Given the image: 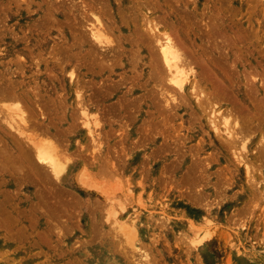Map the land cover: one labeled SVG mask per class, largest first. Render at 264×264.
<instances>
[{
    "label": "rangeland",
    "instance_id": "374dc122",
    "mask_svg": "<svg viewBox=\"0 0 264 264\" xmlns=\"http://www.w3.org/2000/svg\"><path fill=\"white\" fill-rule=\"evenodd\" d=\"M139 2L0 0V264H264V0ZM95 16L102 42L110 37L106 44L90 35ZM155 21L156 36L170 32L181 61L192 63L182 62L193 71L180 91L154 61L160 53L150 30ZM195 78L208 105L191 89ZM13 100L26 105L25 112L18 106L26 119ZM82 108L93 116L90 129L82 124ZM215 110L235 115L217 114L219 131L211 128ZM228 116L231 129L237 119L235 132L244 129L243 137L236 132V146L221 132ZM25 139L47 148L51 166L36 162L40 146ZM53 165L61 172L54 174Z\"/></svg>",
    "mask_w": 264,
    "mask_h": 264
},
{
    "label": "bare ground",
    "instance_id": "6f19581e",
    "mask_svg": "<svg viewBox=\"0 0 264 264\" xmlns=\"http://www.w3.org/2000/svg\"><path fill=\"white\" fill-rule=\"evenodd\" d=\"M138 1L141 2V0H138ZM143 1H144L143 3H145L146 0H143ZM140 2H139V3H140ZM149 2H150V1H149ZM136 3H137V1H136ZM143 3H140L141 6H142ZM122 5H123V4H122ZM138 5H139V4H138ZM138 5H137V7H138ZM127 6H128V3H127ZM143 6H144V5H143ZM139 7H140V6H139ZM145 7H146V6H145ZM145 7H144V8H145ZM128 8H129V7H128ZM129 9H130V8H129ZM126 10H127V9H126ZM130 10H131V9H130ZM130 10H129V12H131ZM137 10H138V8H137ZM145 10H146V9H145ZM147 11H149V10L147 9ZM118 12H119V11H118ZM118 12H117V13H118ZM169 12H170V11H169ZM123 13H124V12H123ZM131 13H132V12H131ZM138 13H139V12H138ZM141 13H143V12H141ZM141 13H140V14H141ZM146 13H147V12H146ZM120 14H121V13H120ZM134 14H135V13H134ZM115 15H116V14H115ZM135 15H136V14H135ZM149 15H150V14H149ZM171 15H172V14H171ZM103 16H104V15H103ZM123 16H124V15H123ZM143 16H144V15H143ZM146 16H147V14H146ZM95 17H96V22H97V24H96V23H93V24H92L90 35L92 34L91 36L94 37L93 42H95V40H97V41H96L97 43H101L102 40H103V42L105 41V40H104L105 37H103V33H102L103 31H101V29H102L101 27H102V26H101V24H100V20L97 18L98 16H95ZM119 17H120V15H119ZM132 17H133V16H132ZM140 17H142V16H140ZM156 17H157V16H156ZM99 18H100V17H99ZM117 18H118V17H117ZM120 18H121V17H120ZM143 18H144V17H143ZM150 18H151V17H150ZM157 18H158V17H157ZM168 18H170V17H168ZM118 19H119V18H118ZM152 19H153V16H152L151 20H152ZM119 20H120V19H119ZM131 20H132V19H131ZM147 20H148V19H147ZM139 21H140V20H139ZM142 21H143V19H142ZM159 21H160V20H159ZM101 22H102V21H101ZM126 22H127V21H126ZM131 22H132V21H131ZM136 22H137V21H136ZM145 22H147V21H145ZM145 22H144V23H145ZM148 22H149V21H148ZM156 22H157V21H155V22H150V27H151V28L149 27L150 30L153 31V32L155 33V35H154L153 32H151L150 30H147L148 32H149V31L151 32V34L153 35V36H152V35H151V36H152L154 39H153L152 37H150V38H152L155 42H157L158 45H157V46L155 45L156 48L159 47V50H158V51L160 52V53H159V59L157 58V59H155L154 61H156L155 63H158L157 61H161V62H163V64L160 62V63H158V64H156V65H157V66L159 65V66H158L159 69H160V68L163 69V67H160V65H161V66H162V65L165 66V69H167L166 74H167V75L169 74V75L167 76V75L165 74L164 77L167 76V77H168V80H169L168 82L171 83L172 86L174 85L173 88L175 87L176 90H179V91H180V89H184V88H185V86H186V84H187V81L189 80V78H190V76H191V75L188 76V74L191 73V71H193V69H192L191 71H189V72H188V70H190V68H191L192 65H190V68L187 67V69H188V68H189V69L186 70L185 67H186V66H189V65H185L184 63H182V62L185 61L186 59L183 60V61H181V59H180V57H181V53H179L178 50H177L178 47H179V48H181V47H180V46H178V47L175 46V45H178L179 43H178V44H174V43H173V41L175 42L176 40L174 39V36L170 34V32H166V31H165L164 34H163V31H164V30H163V31H161L162 34L159 33V36H158V35L156 36V31H157V30H156V26H155V24H154V23H156ZM144 23H143V25H144ZM151 23H153L154 25L151 24ZM95 24H96V25H95ZM120 24H121V23H120ZM134 24H135V22H134ZM139 24H140V23H139ZM102 25H103V23H102ZM123 25H124V24H123ZM148 25H149V23H148ZM148 25H146V23H145V27H144V28H146V26H148ZM151 25H152V26H151ZM156 25H157V23H156ZM90 26H91V25H90ZM126 26H127V25H126ZM134 26H135V25H134ZM157 26H159V25H157ZM103 27H104V25H103ZM153 27H154V30H153ZM160 27H162V26H160ZM109 28H110V26H109ZM115 28H116V27H115ZM149 28L147 27L146 29H149ZM158 28H159V27H158ZM103 30H104V28H103ZM117 30H118V29H117ZM132 30H133V29H132ZM142 30H143V29H142ZM144 30H145V29H144ZM158 30H159V29H158ZM109 32H110V30H109ZM158 32H159V31H158ZM158 32H157V34H158ZM52 33H53V32H52ZM104 33H105V32H104ZM165 33H167V34L169 33V34H170L171 36H173V37L170 38V36H168L169 34H168V35H167V34L165 35ZM54 34H55V33H54ZM160 34H161L162 36H160ZM107 35H108V34H107ZM143 35H145V34H143ZM163 35H164V36H163ZM39 36H40V35H39ZM108 36H109V35H108ZM155 36H156V39H155ZM102 37H103V38H102ZM148 37H149V35H148ZM101 38H102V39H101ZM109 38H110V37H107V38H106V42H107V39H109ZM172 38H173V39H172ZM34 39H35V38H34ZM41 39H42V38H41ZM100 39H101V42H100ZM35 40H36V39H35ZM42 40H43V39H42ZM172 40H173V41H172ZM31 41H32V40H31ZM31 41H29V42H31ZM98 41H99V42H98ZM111 41H112V40H111ZM150 41H151V40H150ZM42 42H43V41H42ZM90 42H91V40H90ZM103 42H102V43H103ZM106 42L103 43V44H106ZM108 42H109V41H108ZM141 42H142V41H141ZM145 42H146V41H145ZM176 42H177V41H176ZM26 43H27V42H26ZM31 44H33V43H31ZM35 44H37V43H35ZM42 44H43V43H42ZM49 44H50V43H49ZM93 44H94V43H93ZM93 44H92V46H93ZM138 44H139V43H138ZM146 44H147V43H146ZM151 44L154 46V42H153V41H151ZM151 44H150V45H151ZM2 45H3V44H2ZM101 45H102V44H101ZM34 46H35V45H34ZM40 46H41V45H40ZM94 46H95V45H94ZM104 46H105V45H104ZM155 46H154V47H155ZM32 47H33V46H32ZM32 47H30V48H32ZM41 47H42V46H41ZM101 47H102V46H101ZM142 47H143V46H142ZM96 48H97V47H96ZM102 48H103V47H102ZM152 48H153V47H152ZM156 48H155V49H156ZM34 49H35V48H34ZM104 49H105V48H104ZM142 49H143V48H142ZM181 49H182V48H181ZM0 50H2V49L0 48ZM18 50H19V49H18ZM21 50H22V49H21ZM5 51H6V50H5ZM14 51H17V50H15V48H14ZM42 51H43V49H42ZM158 51H157V52L155 51V53H156L155 55H156V56L154 55V53H153V56L158 57V56H157ZM3 52H4V51H3ZM17 52H18V51H17ZM22 52H23V51H22ZM40 52H41V51H40ZM138 52H139V50H138ZM5 53H6V52H5ZM29 53H30V52H29ZM183 53H184V52H183ZM183 53H182V54H183ZM24 54H25V53H24ZM42 54H43V53H42ZM49 54H50V53H49ZM15 55H16V54H15ZM26 55H27V54H26ZM51 55H52V54H51ZM160 55H161V56H160ZM13 56H14V55H13ZM16 56H17V55H16ZM16 56H15V57H16ZM23 56H24V55H23ZM146 56H147V55H146ZM39 57H40V56H39ZM42 57H43V56H42ZM42 57H41V58H42ZM48 57H49V56H48ZM135 57H136V56H135ZM137 57H138V56H137ZM155 57H153V59H154ZM160 57H161L162 59H160ZM186 57H188V56H186ZM8 58H9V57H8ZM8 58H6V59H8ZM21 58H22V57H21ZM24 58H25V57H24ZM37 58H38V57H37ZM34 59H35V58H34ZM51 59H52V58H51ZM4 60H5V59H4ZM17 60H18V59H17ZM20 60H22V59H20ZM23 60L25 61L26 59H23ZM36 60H37V59H36ZM38 60H39V59H38ZM49 60H50V59H49ZM149 60H150V59H149ZM189 60H190V59H189ZM1 61H2V60H1ZM10 61H11V60H10ZM28 61H29V60H28ZM186 61H187V60H186ZM8 62H9V61H8ZM30 62H32V61H30ZM30 62H29V63H30ZM52 62H53V61H52ZM187 62H190V61H187ZM5 63H6V62H5ZM23 63H24V62H23ZM43 63H44V62H43ZM49 63H50V62H49ZM190 63H191V62H190ZM193 63H194V62H193ZM24 64H25V63H24ZM26 64H27V63H26ZM153 64H154V63H153ZM191 64H192V63H191ZM6 65H7V64H6ZM15 65H16V64H15ZM34 65H35V64H34ZM38 65H39V64H38ZM42 65H43V64H42ZM50 65H52V64H50ZM184 65H185V66H184ZM0 66H1V65H0ZM4 66H5V65H4ZM27 66H29V65H27ZM32 66H33V65H32ZM5 67H6V66H5ZM18 67H19V66H18ZM41 67H42V66H41ZM67 67H68V66H67ZM73 67H74V66H73ZM151 67H152V66H151ZM3 68H4V67H3ZM10 68H11V67H10ZM46 68H47V67H46ZM75 68H76V67H75ZM153 68H154V67H153ZM193 68H194V67H193ZM1 69H2V68H1ZM12 69H15V68H12ZM17 69H18V68H17ZM33 69H34V68H33ZM33 69H32V70H33ZM159 69H158V70H159ZM161 69H160V70H161ZM165 69H164V70H165ZM6 70H7V69H6ZM57 70H58V69H57ZM156 70H157V69H156ZM164 70H162L161 72H163ZM37 71H38V70H37ZM74 71H75V70H74ZM221 71H222V70H221ZM4 72H5V71H4ZM14 72H15V71H14ZM56 72H57V71H56ZM58 72H59V71H58ZM68 72H69V71H67L66 74H67ZM17 73H18V72H17ZM24 73H25V72H24ZM27 73H28V72H27ZM37 73H38V72H37ZM61 73H62V72H61ZM158 73H159V72H158ZM158 73H156V75H158ZM164 73H165V72H164ZM240 73H241V72H240ZM248 73H249V72H247V74H248ZM43 74H44V73H43ZM193 74H194V73H192V75H193ZM242 74H243V73H242ZM6 75H7V74H6ZM13 75H14V74H13ZM25 75H26V74H25ZM60 75H61V74H60ZM72 75H73V73H72ZM153 75L155 76V73H154ZM222 75H223V74H222ZM3 76H4V75H3ZM8 76H9V72H8ZM37 76H39V75H37ZM55 76H57V74H56ZM61 76H62V75H61ZM66 76H67V75H66ZM160 76H161V75H160ZM225 76H226V75H225ZM225 76H224V77H225ZM1 77H2V76H1ZM64 77H65V76H64ZM162 77H163V74H162ZM167 77H166V78H167ZM192 77H193V76H192ZM36 78L38 79V77H36ZM47 78H49V77H47ZM4 79H5V78H4ZM13 79H14V78H13ZM68 79H70V78H68ZM157 79H160V78L155 77V81H156ZM195 79H196V80H195ZM195 79H194V80H195L196 83H197V78H195ZM242 79H243V78H242ZM65 80H66V79H65ZM163 80H164V79H163ZM227 80H229V79H227ZM245 80H246V79H244V81H245ZM6 81H7V80H6ZM33 81H34V80H33ZM35 81H37V80H35ZM74 81H75V80H74ZM77 81H78V80H77ZM195 81L193 82L194 84L192 85V88H191V89H193V90L196 89V91H197V89H198V88H201V87H199V84H198V83H197L198 86H195ZM229 81H230V80H229ZM25 82H26V81H25ZM43 82H44V81H43ZM158 82H159V80H158ZM227 82H228V81H227ZM251 82H252V81H251ZM38 83H40V82H38ZM61 83H62V82H61ZM75 83H76V81H75ZM163 83H164V81H163ZM165 83H167V80H166ZM169 83H168V85L170 86L171 84H169ZM199 83H200V82H199ZM230 83H231V82H230ZM0 84H1V83H0ZM2 84H3V83H2ZM8 84H10V83H8ZM66 84H67V83H66ZM242 84H244V82H243ZM16 85H17V84H16ZM27 85H28V84H27ZM68 85H69V84H68ZM165 85H167V84H165ZM168 85H167V89L170 88V87H168ZM209 85H210V84H209ZM7 86H8V85H7ZM53 86H54V85H53ZM58 86H59V85H58ZM71 86H72V84H71ZM75 86H76V85H75ZM77 86H78V85H77ZM84 86H85V85H84ZM163 86H164V85H163ZM163 86H162V87H163ZM172 86H171V87H172ZM194 86H195L196 88H194ZM212 86H213V85H212ZM231 86H232V85H231ZM244 86H245V85H244ZM22 87H23V86H22ZM108 87H109V86H108ZM165 87H166V86H165ZM176 87H177V88H176ZM197 87H198V88H197ZM6 88H7V87H6ZM179 88H180V89H179ZM189 88H190V87H189ZM215 88H216V87H215ZM254 88H255V87H254ZM261 88H262V87H261ZM261 88H260V89H261ZM23 89H24V88H23ZM23 89H22V90H23ZM41 89H42V88H41ZM47 89H48V88H47ZM74 89H76V88H74ZM170 89H171V88H170ZM186 89H187V88H186ZM210 89H211V88H210ZM27 90H28V89H27ZM29 90H30V89H29ZM81 90H82V89H81ZM171 90H172V89H171ZM171 90H170L169 92L166 91V90H165V91H166V93H167V92H168V93H170V92L172 93ZM189 90H190V89H189ZM193 90H192V91H193ZM201 90H203V88H202ZM211 90H213V89H211ZM217 90H218V89H217ZM229 90H230V89H229ZM20 91H21V90H20ZM31 91H32V90H31ZM33 91L37 92L35 89H33ZM33 91H32V93H33ZM59 91H60V90H59ZM74 91H75V90H73V92H74ZM77 91H78V89H77ZM77 91H76V92H77ZM179 91H177V92L179 93ZM198 91H199V89H198ZM0 92H1V91H0ZM4 92H5V91H4ZM67 92H68V91H67ZM174 92H175V91H174ZM181 92H182V91H181ZM190 92H191V90H190ZM190 92H189V93H190ZM2 93H3V92H2ZM7 93H8V92H7ZM39 93H40V92H39ZM41 93H42V92H41ZM43 93H44V92H43ZM55 93H56V92H55ZM194 93H196L195 90H194ZM194 93L191 92L190 95H194ZM200 93H201V96H200L199 100H197V101H199L198 103H202L204 106H205V105H208V104H206V102L208 103V101H204L205 103H203V101H201L202 99L204 100L203 97H205V100H206V96H207L206 93H207V92L205 93L204 96H203V92H201V91H199L198 95H199ZM239 93H240V92H239ZM245 93H246V92H245ZM258 93H259V92H258ZM24 94H25V92H24ZM62 94H63V93H62ZM72 94H73V93H72ZM78 94H79V92H78ZM78 94H77V95H78ZM185 94H186V93H185ZM196 94H197V93H196ZM196 94H195V96H196ZM216 94H217V93H216ZM262 94H263V93H262ZM35 95H36V94H35ZM60 95H61V94H60ZM64 95H65V94H64ZM64 95H63V96H64ZM87 95H88V94H87ZM208 95H210V94L208 93ZM11 96H12V95H11ZM11 96H10V97H11ZM24 96H25V95H24ZM41 96H43V94H41ZM56 96H57V95H55V97H56ZM75 96H76V94H75ZM84 96H85V95H84ZM170 96H171V94H170ZM172 96H174V95L172 94ZM172 96H171V97H172ZM195 96H194V97H195ZM213 96H214V95H213ZM217 96H218V95H217ZM239 96H240V95H239ZM262 96H263V95H262ZM25 97H26V96H25ZM32 97H33V96H32ZM45 97H46V96H45ZM47 97H48V96H47ZM52 97H54V96L52 95ZM87 97H88V96H87ZM184 97H185V95H184ZM210 97H211L212 100H213V98H215V96L212 98V95H211ZM251 97H252V96H251ZM12 98H13V97H12ZM50 98H51V97H50ZM65 98H66V97H65ZM71 98H72V97H71ZM75 98H76V97H75ZM79 98H80V97H79ZM79 98H78V99H79ZM91 98H92V97H91ZM181 98H182V97H181ZM201 98H202V99H201ZM220 98H221V97H220ZM220 98H219V99H220ZM224 98H225V97H224ZM4 99H7V100H8L9 98H4ZM10 99H11V98H10ZM29 99H30V98H29ZM29 99H28V101H29ZM34 99H35V98H34ZM48 99H49V98H48ZM63 99H64V98H63ZM78 99H77V101H78ZM182 99L184 100V98H182ZM191 99H192V98H191ZM216 99H217V98H216ZM233 99H234V98H233ZM262 99H264V98H262ZM1 100H2V99H1ZM18 100H19V99H18ZM18 100H17L16 102H18ZM45 100H46V99H45ZM90 100H91V99H90ZM172 100H174V97L172 98ZM207 100H208V99H207ZM223 100H224V99H223ZM228 100H229V99H228ZM14 101H15V100H13V103H15ZM22 101H23V100H22ZM63 101H64V100H63ZM77 101H76V102H77ZM184 101H185V100H184ZM210 101H211V100H210ZM215 101H216V100H215ZM219 101H220V100H219ZM248 101H249V100H248ZM37 102H38V100L36 101V103H37ZM47 102H48V101H47ZM53 102H54V101H53ZM58 102H60V101H58ZM76 102H75V103H76ZM86 102H87V101H86ZM91 102H92V101H91ZM181 102L183 103V101H181ZM211 102H212V101H211ZM220 102H221V101H220ZM224 102H225V101H224ZM228 102H229V101H228ZM231 102H232V101H231ZM243 102H244V101H243ZM249 102H251V101H249ZM22 103H23V102H22ZM24 103H25V102H24ZM30 103H31V102H30ZM33 103H34V102H33ZM33 103H32V105H36V103H35V104H33ZM50 103H51V102H50ZM60 103H61V102H60ZM68 103H69V102H68ZM68 103H67V104H68ZM216 103H217V102H216ZM260 103H261V101H260ZM15 104H16V103H15ZM25 104H26V103H25ZM51 104H52V103H51ZM72 104H73V102H72ZM185 104H186V103H185ZM202 104H200L201 107H200V106H199V107L202 108V110H203L205 107L203 108V107H202V106H203ZM209 104H210V103H209ZM233 104H234V103H233ZM251 104H252V103H251ZM257 104H258V103H257ZM20 105H21V106H20ZM20 105H17V104H16L17 108L19 109V114H20V112H21V113L24 115L23 117L25 118V115H26L27 113L24 114L23 112H25V108H26L25 106H26V105L24 106L23 104H21V101H20ZM22 105H23V108L25 107V108H24V111L22 110L23 112L20 111V107H22ZM28 105H30V104H28ZM60 105H61V104H60ZM77 105H78V104H77ZM77 105H76V106H77ZM81 105H82V104H81ZM86 105H87V104H86ZM191 105H192V104H191ZM198 105H199V104H198ZM212 105H214V103H213ZM215 105H216V104H215ZM215 105H214V106H215ZM263 105H264V104H263ZM16 106H15V107H16ZM18 106H20V107H18ZM30 106H31V105H30ZM37 106H38V104H37ZM37 106H36V107H37ZM52 106H53V105H52ZM259 106H260V105H259ZM8 107H9V106H8ZM10 107L12 108V106H10ZM10 107H9V108H10ZM15 107H13V108H15ZM33 107H34V106H33ZM39 107H40V106H39ZM53 107H54V106H53ZM56 107H57V106H56ZM206 107L208 108V106H206ZM215 107H216V106H215ZM217 107H219V106H217ZM217 107H216V108H217ZM227 107H228V106H227ZM227 107H226V109L228 110L230 107H228V108H227ZM262 107H263V106H262ZM13 108H12V110H13ZM23 108H22V109H23ZM57 108H58V107H57ZM194 108H195V107H194ZM212 108H213V107H212ZM39 109H40V108L37 107V111H38ZM208 109L212 110L211 107L208 108ZM208 109H207V111H208ZM234 109H235V108H234ZM236 109H237V108H236ZM252 109H253V108H252ZM15 110H16V108H15ZM15 110H14V111H15ZM30 110H31V109H29V111H30ZM210 110H209V111H210ZM227 110H224V111H225L224 114L228 115L229 113H231V114H232V115L230 114L231 117H232V116H235V115H233L232 111L229 112V111H227ZM232 110H233V109H232ZM16 111H17V110H16ZM26 111H27V110H26ZM29 111H27V112H29ZM40 111L43 112V109L40 110ZM59 111H60V110H59ZM205 111H206V108H205ZM205 111H203V112L205 113ZM209 111H208V113H209ZM219 111H220V110H219ZM235 111H236V110H234V114H235ZM238 111H239V110H238ZM238 111H237V112H238ZM198 112H199V111H198ZM201 112H202V111H201ZM215 112H217V111L215 110V111H211V112H210V113H211V120H210V121L212 122V125H213V126H211V128H212V129H215V130H217V131H219V127H218V125H217V119H218V115H217V114H220L221 111H220V113H219V112L215 113ZM226 112H227V113H226ZM254 112H255V109H254ZM257 112H258V111H257ZM10 113H11V112H10ZM29 113H30V112H29ZM29 113H28V115H29ZM33 113H34V112H33ZM40 113H41V112H40ZM40 113H38V114L40 115ZM64 113H65V112H64ZM255 113H256V112H255ZM258 113H259V112H258ZM8 114H9V113H8ZM12 114H13V113H12ZM12 114H11V115H12ZM14 114H15V113H14ZM16 114H17V113H16ZM36 114H37V113H36ZM80 114H82V118H84L82 124H84L86 127H88V128L90 129V124H89V123H90V121L92 122L91 119H93V116H92V118L90 119V117H91V116H89L90 113L88 114V113L86 112L85 108H82V112H80ZM94 114H95V113H94ZM206 114H207V113H206ZM237 114H238V113H237ZM243 114H244V113H243ZM243 114H241V115H243ZM9 115H10V114H9ZM11 115H10V116H11ZM97 115H99V114H97ZM203 115H204V114H203ZM220 115L223 117L222 113H221ZM226 115H224V117H225ZM238 115H239V114H238ZM244 115H245V114H244ZM247 115H248V114H247ZM10 116H9V117H10ZM20 116H21V115H20ZM198 116H199V115H198ZM250 116H251V115H250ZM253 116H254V115H253ZM1 117H2L1 119H2V121H3V119L5 118L4 115H1ZM3 117H4V118H3ZM7 117H8V116H6V118H7ZM11 117H12V116H11ZM11 117H10V118H11ZM17 117H18V120L21 119V118L19 119V115H17ZM23 117H22V119H23ZM224 117H223V118H224ZM238 117H239V116H238ZM243 117H245V116H243ZM258 117H259V116H258ZM261 117H262V116H261ZM263 117H264V116H263ZM10 118H9V119H10ZM13 118H14V117L11 118V119L13 120V122L16 121V120L13 119ZM220 118H221V117H220ZM225 118H227V116H226ZM253 118H254V117H253ZM9 119H8V121H9ZM25 119H26V118H25ZM198 119H199V118H198ZM198 119H196V120H198ZM206 119H207V118H206ZM229 119H230V117L228 116V120L225 119V120H223V122L221 123V124H223L222 126H224L221 132H224V133L228 136V138H229L230 141H231V145H232V144L235 145V140H237V138H238V135L236 136V134H237V133L239 134L240 131H241V130H244V129L238 128V132L236 131V132H237V133H236V132H235V128H236V130H237V127L240 126L239 123H237V120H238V119L236 118L237 120H234V122H233L234 124H233L232 127H235V126L237 125L234 129H231V125H232L231 123H232V121H231V123L229 124V123H228V122H229ZM240 119H241V117H240ZM246 119H247V118H246ZM254 119H255V118H254ZM261 119H262V118H261ZM23 120H24V119H23ZM95 120H96V117L94 118L93 122L98 124V122H96ZM231 120H232V119H231ZM250 120H252V119H250ZM4 121H6V123L8 122L7 119L4 120ZM20 121H21V120H20ZM26 121H30V120L27 119ZM47 121H48V120H47ZM58 121H59V119H58ZM97 121H98V120H97ZM202 121H203V120H202ZM208 121H209V120H208ZM247 121H248V120H247ZM258 121H259V120H258ZM21 122H23L22 124H26V123H25V120H24V121H21ZM69 122H70V121H69ZM211 122H210V123H211ZM240 122H241V121H240ZM261 122H262V121H261ZM261 122H260V123H261ZM14 123H16V122H14ZM29 123H30V122H29ZM36 123H38V122H36ZM48 123H49V122H48ZM207 123H208V122H207ZM210 123H209V124H210ZM244 123H245V122H244ZM249 123H251V121H250ZM8 124H9V127L14 128V127L11 126L12 123L8 122ZM20 124H21V123H20ZM33 124H34V123H33ZM42 124H43V123H42ZM42 124H41V126H42ZM92 124H93V123H92ZM209 124H208V125H209ZM221 124H220V125H221ZM255 124H256V123H255ZM255 124H254V125H255ZM216 125H217V126H216ZM220 125H219V126H220ZM229 125H230V126H229ZM241 125H242V124H241ZM246 125H247V124H246ZM256 125H257V124H256ZM14 126H15V125H14ZM20 126H21V125H20ZM28 126H29V124H28ZM95 126H96V124L94 125V127H95ZM97 126H98V125H97ZM247 126H249V125H247ZM45 127H47V126H45ZM70 127H71V126H70ZM86 127H85V128H86ZM92 127H93V126H92ZM94 127H93V128H94ZM254 127H255V126H254ZM31 128H32V127H31ZM35 128H36V127H35ZM73 128H74V126H73ZM73 128H72V129H73ZM242 128H244V127H242ZM247 128H248V127H247ZM249 128H252V127H249ZM249 128H248V129L245 128V129H246V130H249ZM256 128H257V127H256ZM256 128H255V130H256ZM17 129H18V127H17ZM21 129H22V128H21ZM26 129H27V128H26ZM42 129H43V128H42ZM44 129H46V128H44ZM72 129H71V130H72ZM95 129H96V128H95ZM95 129H94V131H95ZM97 129H98V128H97ZM97 129H96V130H97ZM195 129H196V128H195ZM202 129H203V128H202ZM202 129H201V130H202ZM239 129H240V131H239ZM259 129H260V128H259ZM259 129H258V131H259ZM1 130H2V129H1ZM22 130H23V129H22ZM62 130H63V129H62ZM62 130H61V131H62ZM192 130H193V129H192ZM201 130H200V131H201ZM205 130H206V129H204V131H205ZM207 130H208V129H207ZM207 130H206V131H207ZM12 131H13V130H12ZM15 131H16V129H15ZM23 131H24V130H23ZM63 131H64V130H63ZM209 131H210V129H209ZM249 131H250V130H249ZM253 131H254V129H253ZM256 131H257V130H256ZM17 132L20 133V131H17ZM17 132H16V133H17ZM35 132H36V131H35ZM38 132H39V131H38ZM41 132H42V131H41ZM44 132H46V131L44 130ZM54 132H55V131H54ZM64 132H65V131H64ZM66 132H67V131H66ZM96 132H97V131H96ZM196 132H198V131L196 130ZM243 132H244V131H243ZM5 133H6V132H5ZM16 133H13V134H16ZM19 133H17V134H19ZM22 133H23V132H22ZM46 133H48V132H46ZM51 133H52V132H51ZM88 133H89V132H88ZM202 133H203V131H202ZM214 133H215V132H214ZM218 133H220V132H218ZM244 133H245V132H244ZM252 133H253V132H252ZM258 133H259V132H258ZM262 133H263V132H262ZM262 133H261L260 135H262ZM41 134H42V133H41ZM193 134H194V133H193ZM198 134H199V133H198ZM208 134H209V133H208ZM216 134H217V132H216ZM240 134H242V131H241ZM240 134H239V135H240ZM245 134H247V132H246ZM248 134H249V133H248ZM248 134H247V135H248ZM21 135H23V134H21ZM30 135H33V134H30ZM30 135H29V136H30ZM50 135H51V134H50ZM53 135H55V134L53 133ZM89 135H90V134H89ZM226 135H225V136H226ZM19 136H20V135H19ZM19 136H18V137H19ZM29 136H27V137H29ZM46 136H47V135H46ZM90 136H91V135H90ZM200 136H201V134H200ZM211 136H212V135H211ZM219 136H220V135H219ZM240 136L243 137L242 135H240ZM244 136H245V135H244ZM248 136H249V135H248ZM12 137H13V136H12ZM30 137H35V136L33 135V136H30ZM44 137H45V136H44ZM48 137H49V135L47 136V138H48ZM51 137H53V136H51ZM96 137H97V135H96ZM201 137H202V136H201ZM262 137H264V135H263ZM23 138H24V137H23ZM37 138L39 139V137H37V136H36V138H34V139H37ZM67 138H68V137H67ZM97 138H98V137H97ZM198 138H199V137H198ZM239 138H240V137H239ZM239 138H238V140H239ZM245 138H246V137H245ZM245 138H244V140H243V138H241V141L243 140L244 142H246V141L248 140V139H247L248 137L246 138V140H245ZM259 138H261V136H260ZM6 139H7V138H6ZM18 139H19V138H18ZM20 139H21V138H20ZM42 139H43V138H42ZM42 139H41L40 141H41V142L43 141V142H42L43 144H44V141H45V142L48 141V140H44V139L42 140ZM45 139H46V138H45ZM48 139H49V141H50V138H48ZM51 139H52V138H51ZM59 139H60V138H59ZM77 139H78V138H77ZM196 139H197V138H196ZM222 139H223V138H222ZM225 139H226V138H225ZM225 139H223V140L225 141ZM16 140H17V139H16ZM21 140H22V139H21ZM25 140H26V139H25ZM55 140H56V139H54V143H55ZM197 140H198V139H197ZM210 140H212V139H210ZM219 140H221V139H219ZM223 140H222V141H223ZM26 141H28L29 143L31 142V144L33 143V144H32L33 148H34V144H36V145H38V146L41 145V144H38V143H34V142H36V141H32V140H28V139H27ZM26 141H25V142H26ZM49 141H48V142H49ZM62 141H63V139H62ZM62 141H61V142H62ZM71 141H72V140H71ZM71 141H70V143H71ZM82 141L84 142V140H82ZM239 141H240V140H239ZM22 142H23V140H22ZM41 142H40V143H41ZM56 142H57V141H56ZM75 142H76V141H75ZM95 142H96V141H95ZM101 142H102V141H101ZM101 142H100V143H101ZM209 142H210V141H209ZM261 142L264 143L263 138H261ZM261 142L259 141V144H257L258 142L255 143V144L260 145ZM15 143H16V142H15ZM17 143H18V142H17ZM17 143H16V145H18ZM46 143H47V142H46ZM49 143H50V142H49ZM49 143H48V144H49ZM52 143H53V142H52ZM59 143H60V142H59ZM66 143H67V142H66ZM66 143H65V144H66ZM205 143H207V142H205ZM227 143H228V140H227ZM241 143H242V147H243V149H245V146L243 145V142H241ZM253 143H254V142H253ZM48 144H47V147H48ZM57 144H58V143H57ZM93 144H94V143H93ZM208 144H209V143H208ZM216 144H217V143H216ZM36 145H35V147L37 148L38 146H36ZM50 145H51V144H50ZM50 145H49V146H50ZM53 145H54V144H53ZM58 145H59V144H58ZM95 145H96V144H95ZM97 145H98V144H97ZM222 145H223V144H222ZM237 145H238V144H237ZM252 145H253V144H252ZM252 145H251V146H252ZM261 145H262V144H261ZM1 146H4V145H1ZM8 146H9V145H8ZM29 146H30V144H29ZM32 146H31V147H32ZM41 146H42V145H41ZM41 146H40V148H37V149H36V153H35V156H37L36 158H39V159H40V162L36 161V162L39 163V164L41 163V161H45L46 155H45L44 153H47V157H49V156H48V153H49V152H47V148H46V152H43V151L45 150V148H44L45 146H43V148H41ZM60 146H62V145H59V146H58L59 149H60ZM87 146H88V144H87ZM93 146H94V145H93ZM219 146H220V145H219ZM228 146H229V143H228ZM235 146H236V145H235ZM263 146H264V145H263ZM77 147H78V146H77ZM95 147H96V146H95ZM232 147H233V146H232ZM232 147L230 148L231 150H233ZM10 148H11V147H10ZM25 148H26V146H25ZM29 148H30V147H29ZM70 148H73V147H70ZM255 148H257V146H255ZM260 148H261V146H260ZM0 149H1V148H0ZM21 149H22V148H21ZM41 149H43V150H41ZM49 149H51V148L48 147V150H49ZM107 149H108V148H107ZM203 149H204V148H203ZM258 149H259V147H258ZM263 149H264V147H263ZM3 150H4V149H3ZM12 150H13V149H12ZM15 150H16V148H15ZM27 150H28V148H27ZM27 150H25V151H27ZM31 150L34 151L35 149H32V148H31ZM74 150H75V149H74ZM92 150H93V148L91 147V151H92ZM95 150H96V149H94L93 152H94ZM215 150H216V149H215ZM215 150H214V151H215ZM217 150H218V149H217ZM250 150H251V149H250ZM255 150H256V149H255ZM260 150H261V149H260ZM4 151H6V150H4ZM20 151H21V150H20ZM20 151H19V152H20ZM22 151H23V149H22ZM72 151H73V150H72ZM91 151H90V153H91ZM235 151H236V150H235ZM262 151L264 152V150H261V152H262ZM27 152H28V151H27ZM31 152H32V151H31ZM34 152H35V151H34ZM77 152H78V151H77ZM97 152H98V151H97ZM108 152H109V151H108ZM232 152H233V151H232ZM252 152H253V151H252ZM258 152H259V151H258ZM68 153L70 154V152H68ZM219 153H220V151H219ZM222 153H223V152H222ZM245 153H247V151H246V152H245V150H244V152L241 151V153H239V155H238V158H239V156L242 157L243 154H245ZM21 154H22V153H21ZM27 154H28V153H27ZM27 154H26V155H27ZM29 154H30V153H29ZM32 154H33V153H32ZM96 154H97V153H96ZM98 154H99V153H98ZM98 154H97V155H98ZM108 154H109V153H108ZM223 154H224V153H223ZM230 154H231V153H230ZM234 154L237 155V152L234 153ZM252 154H253V153H252ZM260 154H261V153H260ZM260 154H259V155H260ZM263 154H264V153H263ZM4 155H6V154H4ZM9 155H10V154H9ZM22 155H23V154H22ZM33 155H34V154H33ZM33 155H32V156H33ZM80 155H81V154H80ZM85 155H86V152H85ZM100 155H101V154H100ZM247 155H248V154H247ZM0 156H2V155H0ZM14 156H15V155H14ZM23 156L25 157V154H24ZM30 156H31V155H30ZM35 156H33L32 159L35 158ZM54 156H55V155H54ZM54 156H53V157H54ZM107 156H108V158L110 157L109 155H107ZM249 156H250V155H249ZM261 156H262V155H261ZM263 156H264V155H263ZM26 157H27V156H26ZM71 157H72V155H71ZM71 157H70V158H71ZM192 157H193V156H192ZM215 157H217V155H216ZM231 157H232V156H231ZM234 157H236V156H234ZM21 158H22V157H21ZM28 158H30V157H28ZM28 158H26V160H27ZM49 158H50V157H49ZM68 158H69V157H68ZM70 158H69V159H70ZM88 158H89V157H88ZM101 158H102V157H101ZM104 158H105V157H104ZM200 158H201V157H200ZM203 158H204V157H203ZM213 158H214V157H213ZM244 158H245V157H244ZM244 158H243V159H244ZM259 158H260V157H259ZM2 159H4V158H2ZM8 159H9V158H8ZM39 159H37V160H39ZM47 159H48V158H47ZM92 159H93V157H91V161H92ZM98 159H100V158H98ZM230 159H231V158H230ZM233 159H234V158H233ZM243 159H242V160H243ZM246 159H248V158H246ZM263 159H264V158H263ZM263 159H261V160H263ZM29 160H30V159H28L27 161H29ZM35 160H36V159H35ZM48 160H49V159H48ZM51 160H52V158L49 160L50 163H49V161L46 160V161L49 163V164H47L48 166H49V165L51 166V163H52ZM70 160H71V159H70ZM102 160H103V159H102ZM109 160H110V158H109ZM109 160H108V161H109ZM225 160H226V159H225ZM244 160H245V159H244ZM249 160H250V159H249ZM252 160H253V159H252ZM257 160H258V159H257ZM257 160H256V163H257ZM4 161H5V160H4ZM32 161H33V160H32ZM46 161H45V162H46ZM56 161H57V160H56ZM64 161H65V160H64ZM71 161H72V160H71ZM94 161H95V160H94ZM232 161H233V160H232ZM236 161H237V160H236ZM12 162H13V161H12ZM24 162H25V161H24ZM33 162H34V161H33ZM47 162H46V163H47ZM65 162H66V161H65ZM67 162H68V161H67ZM78 162H79V161H78ZM95 162H96V161H95ZM100 162H101V161H100ZM105 162H106V161H105ZM20 163H21V162H20ZM26 163H27V162H26ZM28 163H29V162H28ZM54 163H56V162H54ZM75 163H76V162H75ZM87 163H88V162H87ZM91 163H92V162H91ZM91 163H90V164H91ZM128 163H129V162H128ZM41 164H42V166H44V165H43V164H44L43 162H42ZM41 164H40V165H41ZM64 164H65V163H63V165H64ZM85 164H86V163H85ZM100 164H102V163H100ZM111 164H112V163H111ZM245 164H246V161H245ZM250 164H251V163H250ZM5 165H6V164H5ZM18 165H19V164H18ZM31 165H32V164H31ZM31 165H30V166H31ZM35 165H36V164H35ZM37 165H38V164H37ZM45 165H46V164H45ZM82 165H83V164H82ZM86 165H87V164H86ZM88 165H89V164H88ZM92 165H93V164H92ZM103 165H105V164L103 163ZM234 165H235V164H234ZM242 165H243V164H242ZM246 165H248V164H246ZM256 165H258V163H257ZM42 166H40V167H42ZM58 166H59V165H58ZM99 166H100V165H99ZM244 166H245V165H244ZM259 166H261V165L259 164L258 167H259ZM24 167H25V166H24ZM35 167H36V166H35ZM44 167H45V166H44ZM53 167H54V168H51V170L53 171V169H54V171H55V172H53L54 174H55V173L58 174L59 172H61V171H60V166L57 167L56 165H55V166L53 165ZM233 167H234V166H233ZM233 167H232V168H233ZM240 167H241V166H240ZM18 168H19V166H18ZM37 168H38V167H37ZM42 168H43V167H42ZM46 168H48V167H46ZM49 168H50V167H49ZM49 168H48V170H49ZM255 168H257V167H255ZM255 168H254V169H255ZM11 169H12V168H11ZM35 169H36V168H35ZM39 169H41V168H39ZM43 169H44V168H43ZM43 169H42V170H43ZM81 169H82V167H81ZM84 169H86V168H84ZM96 169H97V168H96ZM235 169H236V167H235ZM257 169H258V168H257ZM4 170H5V169H4ZM25 170H26V169H25ZM32 170H33V169H32ZM51 170H49V171H51ZM79 170H80V169H79ZM246 170H247L248 172H250L249 166L246 167ZM34 171H35V170H34ZM49 171H48V172H49ZM81 171H82V170H81ZM233 171H234V170H233ZM235 171H236V170H235ZM257 171H258V170H257ZM14 172H15V171H14ZM41 172H42V171H41ZM44 172H45V171H44ZM48 172H47V173H48ZM78 172H80V171H78ZM242 172H243V171H242ZM248 172H247V174H248ZM49 173H50V172H49ZM53 173H52V174H53ZM86 173L89 174V172L86 171L85 174H84V176H86ZM245 173H246V171H245ZM258 173H259V172H258ZM45 174H46V173H45ZM54 174H53V175H54ZM61 174H62V173H61ZM61 174H59V175H61ZM77 174H79V173H77ZM114 174H115V173H114ZM252 174H253V173H252ZM256 174H257V173H256ZM22 175H23V173H22ZM24 175H25V174H24ZM31 175H32V174H31ZM47 175H48V174H47ZM64 175H66V174H64ZM234 175H235V174H234ZM242 175H243V174H242ZM250 175H251V174H250ZM36 176H37V175H36ZM45 176H46V175H45ZM77 176H78V175H77ZM80 176H81V174H80ZM82 176H83V175H82ZM63 177H65V176H63ZM230 177H231V176H230ZM246 177H247V176H246ZM38 178H39V177H38ZM48 178H49V175H48ZM244 178H245V177H244ZM247 178H248V177H247ZM253 178H254V177H253ZM45 179H46V178H45ZM50 179H51V178H50ZM78 179H79V178H78ZM256 179H257V177H256ZM41 180H42V179H41ZM54 180H55V179H54ZM64 181H65V180H64ZM76 181H77V180H76ZM79 181H80V180H79ZM79 181H78V182H79ZM245 181H246V179H245ZM247 181H248V179H247ZM61 182H62V181H61ZM81 182H82V181H81ZM242 182H243V181H242ZM12 183H13V182H12ZM46 183H47V182H46ZM66 183H67V181H66ZM244 183H245V182H244ZM255 183H256V182H255ZM64 184H65V183H64ZM64 184H63V185H64ZM71 184H72V183H70V185H71ZM79 184H80V183H79ZM246 184H247V183H246ZM49 185H50V184H49ZM72 185H73V184H72ZM86 185H88V184H86ZM55 186H56V185H55ZM248 186H249V185H248ZM255 186H256V185H255ZM255 186H254V187H255ZM46 187H47V186H46ZM263 187H264V186H263ZM78 189H79V188H78ZM80 189H81V188H80ZM262 189H263V188H262ZM11 190H12V189H11ZM53 190H54V189H53ZM50 191H52V190H50ZM80 191H81V190H80ZM82 191H83V190H82ZM263 191H264V190H263ZM52 193H53V192H52ZM57 193H58V192H57ZM103 193H104V192H103ZM105 193H106V192H105ZM86 194H87V193H86ZM99 194H100V193H99ZM213 194H214V193H213ZM68 195H69V194H68ZM89 195H90V194H89ZM53 197H54V195H53ZM89 197H90V196H89ZM105 197H106V196H105ZM107 197H108V196H107ZM109 198H110V197H109ZM68 199H69V198H68ZM58 200H59V199H58ZM93 200H94V199H93ZM110 200H111V199H110ZM16 201H17V200H16ZM79 201H80V200H79ZM53 202H54V201H53ZM93 202H94V201H93ZM105 202H106V201H105ZM107 202H108V201H107ZM75 203H76V202H75ZM107 204H108V203H107ZM42 206H43V205H42ZM51 206H52V205H51ZM107 210H108V209H107ZM14 211H15V210H14ZM14 211H13V212H14ZM105 211H106V210H105ZM18 213H19V212H18ZM84 214H85V213H84ZM15 215H16V212H15ZM17 217H18V216H17ZM46 218H47V217H46ZM81 218H82V217H81ZM145 218H146V217H145ZM81 220H82V219H81ZM44 221H45V220H44ZM153 222H154V221H153ZM78 223H79V222H78ZM81 223H82V222H81ZM88 223H89V222H88ZM23 224H24V223H23ZM69 224H70V223H69ZM85 224H86V223H85ZM89 224H91V223H89ZM89 224H88V225H89ZM81 225H82V224H81ZM101 225H102V224H101ZM89 227H90V226H89ZM28 230H29V229H28ZM4 231H5V230H4ZM29 231H30V230H29ZM124 231H125V230H124ZM33 233H34V232H33ZM31 234H32V233H31ZM90 235H91V233H90ZM7 239H8V238H7ZM52 241H54V240H52ZM11 242H12V241H11ZM54 242H55V241H54ZM1 243H2V242H1ZM12 243H13V242H12ZM9 244H10V243H9ZM25 244H26V243H25ZM138 244H139V243H138ZM12 245H13V244H12ZM70 245H71V244H70ZM4 246H5V245H4ZM14 246H15V245H14ZM18 246H19V245H18ZM44 249H45V248H44ZM58 249H59V248H58ZM140 249H141V248H140ZM3 250H4V248H3ZM22 251H23V250H22ZM37 251H38V250H37ZM40 251H41V250H40ZM53 251H54V250H53ZM53 251H51V252H53ZM147 251H148V250H147ZM23 252H24V251H23ZM57 252H58V251H57ZM65 252H68V251L65 250ZM43 253H44V252H43ZM49 253H50V252H49ZM124 253H125V252H124ZM68 255H71V254H68ZM65 256H66V255H65ZM18 257H19V256H18ZM36 257H37V256H36ZM17 259H18V258H17ZM67 259H68V258H67ZM67 259H66V260H67ZM74 259H76V258L74 257ZM137 259H138V258H137ZM47 260H48V259H47ZM61 260H62V259H61ZM70 260H72V259H70ZM39 261H41V260H39ZM54 261H55V260H54ZM67 261H68V260H67ZM74 261H75V260H74ZM34 262H35V261H34ZM52 262H53V261H52ZM75 262H76V261H75ZM134 262H136V260H134ZM24 263H25V262H24ZM28 263H29V262H28ZM43 263H44V262H43ZM47 263H48V262H47ZM50 263H51V262H50ZM79 263H80V262H79ZM1 264H2V263H1ZM29 264H30V263H29ZM58 264H59V263H58ZM137 264H138V262H137ZM148 264H149V263H148Z\"/></svg>",
    "mask_w": 264,
    "mask_h": 264
}]
</instances>
